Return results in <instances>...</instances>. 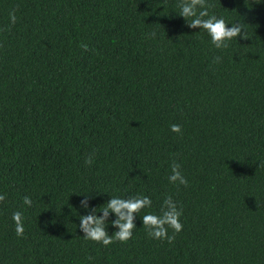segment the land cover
I'll return each mask as SVG.
<instances>
[{
	"label": "trees",
	"instance_id": "16d2710c",
	"mask_svg": "<svg viewBox=\"0 0 264 264\" xmlns=\"http://www.w3.org/2000/svg\"><path fill=\"white\" fill-rule=\"evenodd\" d=\"M209 2L250 37L216 48L179 0H0V264H264V0ZM138 195L131 240L85 239L82 215ZM169 195L173 244L142 219Z\"/></svg>",
	"mask_w": 264,
	"mask_h": 264
},
{
	"label": "clouds",
	"instance_id": "9594fccd",
	"mask_svg": "<svg viewBox=\"0 0 264 264\" xmlns=\"http://www.w3.org/2000/svg\"><path fill=\"white\" fill-rule=\"evenodd\" d=\"M178 8L180 9L179 15L186 19L188 26L194 29L199 27L206 31L211 38V43L218 49H227L234 38L243 37L244 39H248L250 37L243 23L236 22L229 27V24L226 23L224 18H218L214 14L210 15L209 10L215 8V4L209 2V0H179ZM17 10L14 8L9 13L10 23L12 25L17 21ZM3 30L0 29V31ZM150 35L155 37L156 33L152 32ZM81 47L85 51L89 50V46L85 43H82ZM220 61L221 57L217 56L214 58L213 63H219ZM171 131L182 133V127L178 124H172ZM93 159L94 153H90L85 159V163L91 165ZM170 167L172 173L168 177L169 182L187 187L189 181L181 172V165L174 160ZM84 196L85 198L81 201V207L89 208V196L88 194H84ZM5 200L6 196L0 194V204H3ZM23 202L29 207L32 205V200L29 196H25ZM103 205L99 211H102L103 215H98L97 208H92L90 214L80 217L81 223L79 227L82 229L86 240L102 243L107 247L117 241L126 243L133 238V232L136 228V216L137 214L140 215L145 208H150L152 206V200L148 196L139 195L128 198L112 196ZM110 213H115L117 218L112 220L111 223L118 228L111 235L107 231ZM182 215V207L169 195L164 199L159 214L148 213L142 216L143 226L149 238L166 240L169 244H173L177 234L184 227L180 219ZM12 219L15 222V233L17 237H24L25 226L22 212H14ZM169 229H172L171 235H169ZM88 259L91 260L94 258L89 257Z\"/></svg>",
	"mask_w": 264,
	"mask_h": 264
}]
</instances>
